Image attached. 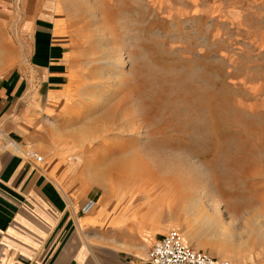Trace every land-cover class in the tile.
Returning a JSON list of instances; mask_svg holds the SVG:
<instances>
[{
    "label": "rangeland",
    "instance_id": "374dc122",
    "mask_svg": "<svg viewBox=\"0 0 264 264\" xmlns=\"http://www.w3.org/2000/svg\"><path fill=\"white\" fill-rule=\"evenodd\" d=\"M55 2L0 0V73L12 52L30 68L23 25ZM70 5L85 43L76 124L71 105L58 128L76 131V196L120 195L147 218L183 221L203 249H227L222 259L253 251L264 264V0Z\"/></svg>",
    "mask_w": 264,
    "mask_h": 264
},
{
    "label": "crops",
    "instance_id": "0c3cea01",
    "mask_svg": "<svg viewBox=\"0 0 264 264\" xmlns=\"http://www.w3.org/2000/svg\"><path fill=\"white\" fill-rule=\"evenodd\" d=\"M48 7L43 5L22 28L30 68L24 71L13 64L12 52L4 57L11 68L0 73V132L12 142L7 146L0 141V264H149L150 248L172 226L187 246L225 257L227 249H203L201 240L191 239L183 221L147 218L139 205L119 206L124 203L120 195L104 197V202L101 195L76 196L78 166L67 164L76 154V131L64 132L58 123L76 91L86 25L81 8L71 6L70 0ZM44 9L53 13L44 14ZM59 14L62 18L55 19ZM62 21L69 24L66 31L59 30ZM29 153L42 157L51 179L35 168ZM88 199L95 201V208L82 215ZM251 253L230 262L256 264L262 259Z\"/></svg>",
    "mask_w": 264,
    "mask_h": 264
},
{
    "label": "built area",
    "instance_id": "2783aa9c",
    "mask_svg": "<svg viewBox=\"0 0 264 264\" xmlns=\"http://www.w3.org/2000/svg\"><path fill=\"white\" fill-rule=\"evenodd\" d=\"M0 141L7 146L12 145L11 141L0 132ZM1 148V147H0ZM33 159L35 168L42 171V157L37 154L29 153L27 155ZM76 161L75 157H71ZM95 201L88 199L81 207L80 213L87 215L95 208ZM149 264H231L227 259H217L206 252L187 246L182 236L177 231H169L157 240L150 248L148 253Z\"/></svg>",
    "mask_w": 264,
    "mask_h": 264
},
{
    "label": "bare ground",
    "instance_id": "6f19581e",
    "mask_svg": "<svg viewBox=\"0 0 264 264\" xmlns=\"http://www.w3.org/2000/svg\"><path fill=\"white\" fill-rule=\"evenodd\" d=\"M116 65L117 66H115L114 68H112L113 70V74L114 75H119V73H120V68L122 67V62L121 61H119V62H117L116 63ZM101 182V181H100ZM97 183V182H96ZM100 184V183H99ZM102 185V184H101ZM101 189H102V191H103V194H107V195H109L108 194V191H110V190H105L104 188H103V185L100 187Z\"/></svg>",
    "mask_w": 264,
    "mask_h": 264
}]
</instances>
